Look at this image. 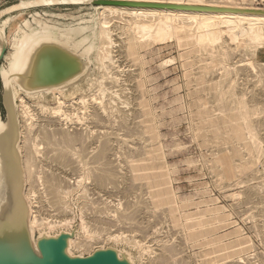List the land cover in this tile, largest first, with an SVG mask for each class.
<instances>
[{"label":"rangeland","instance_id":"1","mask_svg":"<svg viewBox=\"0 0 264 264\" xmlns=\"http://www.w3.org/2000/svg\"><path fill=\"white\" fill-rule=\"evenodd\" d=\"M18 1H23V0H0V8L5 7L6 5H9L11 3L18 2ZM235 1L238 2L236 3L237 5L240 4L239 2L240 0H235ZM99 5H115V6L133 7L132 5H116V4H55V5L36 6V7L22 8V9L20 8V9L13 10L10 13H5L4 15L0 16V32L3 33L4 39L7 42V50L5 51V53H7L8 51L12 49L16 41L17 34L19 32L26 31L31 24H37L39 25L38 27L40 29L49 28V29H52L54 33L57 34L59 37H62V38L66 37V40L69 43H71V40L74 39L75 42H73L71 45H74L77 48H81L82 52H85L84 55L87 57V58L84 57V59L87 60V63L85 65V70L83 71V73L78 78H76L75 80L71 81L69 84H66L64 87H62L61 89L62 91L59 90L61 92L59 94L57 93L58 92L57 89L48 90V91L42 90V91H37L31 94L30 93L27 94L25 91L18 89V87L14 84L13 91L16 90L14 93L15 114L17 113L16 117L18 119V122L20 119V122L18 123V125L20 126V127L18 126L20 141L18 140V143L21 142L20 144L23 146V142H22L23 140L21 139L25 135L24 133L25 129L23 125L21 126V124L25 122L24 120H26L25 124L26 125L28 124L27 126H29L31 130L33 129L31 131L33 135L32 134L31 135L33 137L34 135L35 136L37 135V132H35L36 131L35 128H38L37 123L38 122L41 123V120L44 119L43 115L46 114V113L44 114L43 112L41 113L40 111L38 112V108L44 106L41 104L44 103L45 107H48V110L55 109L56 107L58 108L57 110L62 108L58 111L60 112L62 110L60 112L62 114H59V116L62 117V121L59 120V122L63 124V125L60 124L61 126L65 125L63 127V129L65 130L69 129L68 131H71L72 127L74 125L76 126L79 123L78 124L79 128L73 127L74 130L72 131L73 132L76 131L77 128L80 129V126H81L82 128L80 130L83 129V132L85 133L84 137H86L87 134L85 131L89 129L91 132L88 135L92 139L94 136H95L94 139L96 137L98 138V135H100V132L102 130L104 129L106 131L109 130V135L111 136V140L113 137H114L113 141L115 140L114 142L112 141L113 143L112 147L113 149L114 148L118 149V150L117 149L113 150L114 153H116L114 154V156L116 155L114 159L119 158L118 161L116 159L115 161L112 162V164L114 163L113 165L115 167L117 165L118 166L117 168L118 169L120 168L119 170L116 169V173H118L119 176L125 175L128 178L129 182L132 181L131 183H133L132 185H130L131 183L128 184L127 183L128 180L126 178L121 179V177H119V179H117V181L114 182V184L118 183L121 186H119L118 184H116V186L112 185L113 186L112 188L116 187L114 188L115 189L114 191H110V193L108 190L101 191L104 196L102 195L100 191H98L100 193H96V191L94 193L95 188L92 182L93 180L91 179L92 177L91 175L89 176V174H91L92 170H95V169H91L92 168L91 166H95L97 163L94 161V159L91 158V153L89 154L91 147H89L88 144H85L86 140L85 141L83 140L84 137L81 140V142L84 141L82 142L83 144L81 142L78 144L75 143L73 145L75 147H72L71 149L73 150L74 148H76L77 150H80L81 148H79L78 146L83 147V145L85 144L84 146H87V148H90L88 149L89 150L88 151L87 148L84 147V150L86 148L85 151L86 152L88 151L87 154L90 156L92 162H90L91 160L89 156L86 155V153L84 154L87 157H85V155L81 156L79 155L80 154L79 151L77 152L76 149H74L73 151H71L73 153L72 157H71V153L68 157V160H67L68 163L64 162L66 166L62 165L64 167L63 168L61 166L62 163L60 164L58 163L56 165V162L54 161V165H51L53 161L50 160L51 164H49L50 162L48 163L49 160L47 159L46 161L48 165H46L47 163L44 162L45 159L44 160L42 159L43 156L47 153L46 152L47 150L45 149V146H44L45 143L40 139V137L37 136V139L35 137L36 139L35 142H37L36 144L39 150L41 149L39 151L38 156L41 157L42 154L44 155L41 157L42 160L40 159V157H38L40 159L38 161V158H37V161H36L37 163H35L37 165L36 168L34 167L35 165L33 167L31 166V168L33 169H38L34 171L37 176V178L35 177L36 180L37 179L39 180L40 179L39 177L43 175L44 173L46 174L50 172L49 170L48 172H45V170L49 168L50 170H53V169L55 170V168L59 170L62 169V172H64L63 174L61 171L57 169L56 170L59 171L57 172L58 174L60 175L62 174L63 177L65 176V178L67 177L68 186L65 185L66 186L65 187L64 183H63V186H64V189L68 188V192L64 194L65 195L64 197H62L63 201L66 202L65 203V205H67L66 208L62 205L59 206V209H61L62 211L61 210L56 211L55 215L51 214V212L52 213L54 212L49 210V205H47L48 202H46L45 199L44 200L42 199V202H40V203H43L44 207L41 206L40 207L41 209L37 208V211H36L35 209L36 202L39 200L38 199L39 196H36V194L39 191L38 186H41V184L44 186L45 183H44V180H42L44 184L41 182V180L40 181L37 180V182L36 180H34L35 184L32 183L33 178H31L32 180L30 179V177L32 176H30L31 173L29 172H32L33 169L27 172L28 170L26 169V166L24 165L25 158H23L24 157L23 155L24 147L22 148V146H20V144L17 143V147L20 152V157L22 156L21 164L23 167L24 187H25L23 192L25 193L24 195H26L25 198H26V201L28 202L27 204H29L32 207L31 212L29 214L30 219H32L34 215L36 214L35 216H37V218L40 217L39 218L40 221L41 220L45 221V222L41 221V224H40L39 219H37L35 221L36 223L34 224L33 231L35 232V234L41 233L43 231L53 234L61 229L70 230L76 227L77 233L73 238L74 239L77 238L79 241L81 240L80 241L81 243H85V244H81V246H76L75 243L72 244L70 250L73 254H83L84 255V254L91 252L94 248L111 246L121 251L128 252L134 264H169V263L170 264L171 263L172 264H183V263H186V264H264V169H263L264 168V164H263L264 163V153H263V156L261 154V156L255 161L251 169H248V172H245V173L241 171L239 172V170L237 169V165L234 163L238 164L239 162L245 160L246 157L248 158V154L243 149V146L241 144H237V143H241L242 140L234 139V138L231 139L229 137H225L226 133H228L226 131L227 129L226 127L228 125H226L225 122L215 123L214 125L212 124L210 125V122H208V120L206 122V120L204 121L202 119L204 122L203 124L201 117L197 118L200 115H196L194 113L198 108L201 107V109L204 108L208 113V114L206 113L205 116L206 115L207 117L211 116L216 120V118L222 116L221 109H223L225 104L227 105L229 109V107L231 106V103L235 104V102H232V100L234 101V98L236 100L238 96L241 97L242 95L243 99L245 97L246 100L245 99L244 100L247 101L248 104H250V107L248 106V108L252 110L251 111L252 114L250 117L251 118L250 123L254 124L251 126V128L253 129V133L255 132L256 136L258 135L260 139L257 137L258 138L257 140L262 144V147L264 148V145H263L264 144V85H263L264 84V45L262 47L257 48L254 54L253 48L248 45L247 40H245V37L240 36L239 39L236 41H233V42L227 41L225 43L226 46L223 45L224 49H221L220 51H218L217 47L216 48L211 47L210 52L208 50H203V49L193 51L191 50L192 49L191 45H187L186 43H184V39H180V41L182 42L181 43V42H178L175 36H172L171 38H168V39L166 38L162 42H155L152 45H148V47L147 46L141 47V45H138L135 50L136 52L133 53V50H130V49L126 50V48L124 47V43L123 42L121 43V40H123V37H122V34H120L119 32V27L117 26H115V28L113 27L115 22H113L114 24L112 23L111 24L112 26L109 27L105 25L106 23L107 25L111 23L110 21L105 22L102 19L98 18L96 6H99ZM252 5L255 6L254 3ZM145 7H150V6H145ZM255 7L259 9L260 8L263 9L264 2L262 4H258ZM115 21L117 24V20ZM103 23L105 25H103ZM100 30H101V33H100ZM104 30L105 32H103ZM109 30H111L112 32ZM107 33L109 34L111 33L112 37L107 36L108 35ZM99 34H100V38L102 37L101 40L99 38ZM113 37L117 39L115 40ZM99 42L101 44H99ZM107 42H109L110 45H108ZM112 44L114 45L112 46ZM251 48L253 52L251 51ZM98 49H102L105 56L102 53V51ZM106 52H108L107 54L110 55V57L112 54V57L115 60L113 62H110L111 64L107 60L109 56L108 57L106 56L107 55ZM136 56H137V59H136ZM102 57L105 58V61L107 60V62L105 63L106 65L108 64L109 66H106V67L103 66L104 59L102 60ZM100 58L102 61L100 60ZM1 63L2 65H6V63L4 62V59L1 61ZM241 63H244V64H241ZM100 65H102L101 67L104 69V72L102 68L99 67ZM111 65H112V68L110 67ZM223 66L225 67L223 68ZM227 66L229 67V69ZM230 68H231V71H230ZM233 68L235 71L233 70ZM227 69L229 70L230 73L228 71L227 72L224 71ZM105 71L107 72V74ZM109 71H112V72L108 74ZM236 71L237 73H235ZM187 72L189 73L187 74ZM108 75H111V76L108 77ZM113 76L116 77L117 79V81H114V83L113 81H111L112 80L111 78ZM199 76L203 79L205 78L204 83L202 84L199 82L197 83L198 79L200 78ZM234 76L237 78H235ZM232 77L235 78L236 82L235 81L231 82ZM227 78L228 79L230 78V79L228 80ZM139 79L142 80L143 83L141 82L140 83L141 85L144 84L143 87H141V85L139 84V81H136ZM223 82H226V83L223 84ZM192 84H197V85L194 86ZM198 84L200 86L199 92L194 95L193 94L190 95L189 91L193 90L194 87L195 88L198 87ZM228 84H231V88H234L232 89V92L227 91L228 87L226 88V86ZM233 84H235L237 87ZM214 85L216 87L219 85L218 87L220 88L218 87H217L218 89L214 88ZM143 89L145 90L144 97L143 95H141V93H143L141 91H144ZM122 94H124V97ZM118 95H120L123 98L126 97L125 99H127L128 101V105H127V102L124 103L126 105L122 103L123 106L127 110L125 108L123 109L121 108V109L125 111V113L127 114V117L131 119V121L127 120L128 121L127 125H130L129 128L127 125H125L127 128L125 127L124 129V125L122 126V124H118L120 123V120L119 122L117 121V123L116 121L112 120L113 123L111 121L109 124V125H112V127L111 126L109 127V125H107L106 127L105 123L96 124V122L95 123L92 122L94 120L90 118L92 115L90 113L91 112L90 110H92V108L89 107L91 106L90 104L92 105L97 104L98 100L96 98L99 97L98 99L101 98L99 100L100 103L104 102L103 104L107 105L108 103L106 104V102L110 100V102L112 101L114 102L108 104L107 107L109 105L114 106L115 102L117 105V102L121 103L120 99H123L121 97H119L120 98L119 99ZM219 95H222V96H219ZM19 96H22L21 98H23L24 100H22ZM91 96H94V97L96 96V98L94 99V97H92L93 100L89 99V97L91 98ZM57 98L60 99L61 103L60 101H58ZM82 98L83 100L85 99L86 103L89 102L88 103L89 105L85 104ZM116 98L118 100H116ZM143 98H145V100L148 103L147 108H149L150 109L149 111L151 112L149 114H147L146 107L141 105V101H145ZM1 99H2V84H1V79H0V118L5 119L6 112L1 104ZM78 99L79 100L81 99L80 101L87 107L84 108L82 106L83 104L77 101ZM102 99H104V101ZM75 100L77 101L76 102L77 104L75 103ZM94 100H96V103H94L95 102ZM194 101L200 102L199 103L200 105L194 106L192 104ZM225 101L227 102L225 103ZM23 102L26 105H28V107ZM62 102L65 105L62 104ZM31 104L33 105L30 106ZM38 104H40L41 106L40 105L38 106ZM61 104L64 106H62ZM73 104H76V105L74 106ZM233 104L231 107H233ZM71 105L74 106V108L76 109H73ZM116 105L112 108L110 106L109 107L112 110L116 109L115 107L117 106L123 107V106H120V104H118L117 106ZM29 107L32 110L27 112L29 110L28 109ZM65 107H69V110L68 108H65ZM77 107L78 108L80 107V108L78 109ZM81 107H83L84 110H82L83 108L81 109ZM227 107H225L226 110H227ZM33 109L35 110L33 111ZM66 109L68 113L67 111L65 112ZM201 109H198V110H201ZM116 110L114 111L116 112ZM86 112H87V115H86ZM68 114L70 115L68 116ZM40 115H42L43 117H41ZM65 115H67L66 118L64 117ZM84 116H87L85 118H87L88 120L90 118L91 120L88 121L86 119L85 121ZM88 116L90 117L88 118ZM60 117L59 119H61ZM67 117L70 118L71 121H68ZM63 118L65 119L67 123L64 121ZM117 118L118 117H116L115 119L117 120ZM151 118H152L151 122L154 124V126L156 125L155 129L158 132V138L157 139L154 138L155 140L154 139L152 140V138H150L149 132L147 133V131H144L139 126L140 125L139 123H143V121L139 122L140 119H143L147 121L148 123H150L148 119H151ZM87 121L89 122V124L86 123L85 125V122ZM133 121L139 124V125L135 124L134 129H133V125H134ZM252 121H254V123ZM131 122H132V126L130 124ZM200 122L202 123V126ZM136 125L139 127H137ZM49 126L53 127L54 122L52 123V125L49 124ZM66 126L67 128H65ZM21 128L23 131L21 130ZM140 129L141 131H139ZM214 130L215 131L217 130L216 131L217 133ZM213 132L219 135H223V139H220V138L213 139V135H215V133ZM142 134H143V137H142ZM88 135L87 137H89ZM206 135L208 139H205L204 136ZM87 137L85 139H87V142L88 140L90 142L91 139ZM142 139L144 141L146 139L148 140H146L144 143ZM254 139H256V137ZM139 142L141 143V145H137V143ZM151 142H154L156 146L159 145V148L161 147L162 149L161 152L163 155L162 158L164 160V163L166 162L165 168L167 169V172H168L167 173L168 180H167L166 185L167 186L169 185L168 187L171 190H173L174 204L178 206V207L176 206V210L173 211V214H170L167 203H160L156 208L153 207L152 204H150V200L148 199V190H146V187L143 186L142 179H140L142 182H140L139 179H136V183H134L135 180L133 181V179L129 177L130 176V173L128 172L130 171L128 170L129 165H130L129 163L132 160L133 161L131 163L133 162L136 163V161H134L136 159H137V162H140L141 160L140 158L144 156L143 149L146 148L145 144L151 143ZM118 144L121 147L118 146ZM127 144H129L128 147L130 149L126 147ZM235 144H237V146ZM133 145L135 146V149ZM214 145H217V146H214ZM138 146L140 147L143 146L144 148L142 147L140 148ZM235 146L236 147L239 146L240 149L238 147L237 151H235L236 150ZM138 148H140V153H139ZM124 149H127V150H124ZM137 149H138V152H137ZM219 150L220 152L223 151V155H226V154L228 155L229 158L228 159L226 158V161L228 162H225V160H223V162L225 163L221 164V162L216 161L217 156L220 153ZM238 150L239 151L241 150V151L238 152ZM242 150L245 152H243ZM134 151L137 153L135 154ZM40 152H43V153H41L40 155ZM217 152H218V155H217ZM119 153H120V156H119ZM242 153H243V156H242ZM82 158L85 163L81 161ZM41 161L44 162L45 165ZM83 163L86 164V167L90 166L89 163H91V166H90L91 168L89 167V169L91 170L89 171L88 168L86 169ZM120 163L122 164L121 166H120ZM39 164H41L42 166L41 165L38 166ZM234 165L236 166L234 168L235 171L237 170L239 173L237 171L236 172L234 171L235 173L232 172L231 168H233ZM59 166H61L62 168L61 167L58 168ZM97 166H100V164L98 163ZM122 166L124 169L122 168ZM41 167L42 168L44 167V168L41 170ZM84 168L88 171H86ZM125 168L127 170H125ZM120 170L122 173L120 172ZM37 171L40 173H38ZM242 171H245V170H242ZM34 172H32L33 174L31 175L34 176L35 175ZM65 172H66V175H65ZM88 172L90 173L88 174ZM39 174L40 176H38ZM7 175L10 178L9 173ZM86 177L88 178L87 180H86ZM27 178H29V180H31L32 182L28 181ZM41 179H42V176H41ZM27 182L30 184H28ZM134 184H136V186H134ZM27 185L31 187L29 188L27 187ZM128 185L132 187H129ZM43 186H42V189L40 190H43V188L44 190H46V186L45 187ZM35 188L38 191H36ZM92 188H93V191H92ZM28 189H31L32 192L31 190H28ZM130 189H131V192L133 191L132 192L133 195L130 192ZM140 189L142 190L140 191ZM123 190H126V191H123ZM28 191L31 196L28 195L29 194ZM34 192L36 193L33 194ZM104 192L106 193V195ZM125 193L126 195H124ZM95 194L97 195L101 194V196H103L102 197L103 199L101 198V196H98L97 198ZM118 194L119 196L116 197ZM37 195H39V193ZM139 195L141 196L139 197ZM32 196H33V199L31 198ZM107 196L110 198V200L106 199ZM36 198H37V201L35 200ZM101 199L105 203L109 201L108 202L109 206L107 205V203L106 205L104 202L102 203ZM31 201H34V202H31ZM127 201L129 202L127 203ZM118 202L119 203L121 202V203L119 204ZM37 204L39 205L38 202ZM139 205L141 206L142 210L140 209ZM145 205L147 207H145ZM127 206L129 209L127 208ZM136 206H138L139 210ZM213 206L214 207L219 206L220 212H222V214L224 215V218L221 224L223 226H221V228H219L215 233L216 235L222 236L221 243L223 246L221 247H216L214 245L215 243L213 244L210 240L206 241L203 244H200L199 240L201 237H199L198 240L196 241L192 239L190 240L188 237V230H189L188 228H190L188 225L190 223H193L192 220H194V218L198 214L197 212L199 210L201 211L202 209H205L206 207L208 208V207H213ZM98 207L99 208L102 207V209L107 210L111 215H114V219L115 218L117 219V216L115 217V215H118L119 219L117 220L115 219L114 220V222L116 221L115 223L113 221L108 222L106 220V222L104 223L107 224L109 227L106 226L103 223L104 220H101L96 217L98 214L97 210H99ZM135 207H136V210H134ZM46 208L48 209V211ZM118 209H120V211L121 209H123L124 211L122 210L123 212L121 211L119 215L120 211H118ZM115 210H117L116 211L117 214L116 212H114ZM33 211H36V213ZM93 211L95 213L94 215H93ZM63 212L65 213V217H69L68 220L70 219L69 222L68 220L66 221L67 225H66V222H64V220L63 222L61 221L62 218L64 217ZM66 212L67 213L69 212V214H67ZM125 213L126 215H124ZM127 213L129 214L127 215ZM189 213L190 214L196 213V215L191 214L190 217L184 216ZM70 215H72V217ZM171 215H174V216H171ZM80 216L82 217V219ZM90 217L91 219H89ZM83 218H85L90 229L86 227L87 224L85 228L82 227V225L80 224L82 223L81 220L83 221ZM120 218L122 219L123 222L120 220ZM124 218L125 219L127 218V219L125 220ZM132 218H133V221H132ZM174 218L178 222H176ZM33 219L35 220V218ZM48 219L49 220L51 219L50 221L54 219L55 222H53L54 221L53 220L52 222L49 221L48 223L47 222ZM57 219H59L60 222H58L59 220ZM71 219L73 221H71ZM95 221L97 222L95 223ZM186 221L188 222V224ZM100 223L102 224L100 225ZM147 223H150L152 226L154 225L153 228L151 225ZM149 226H151V228ZM155 228H156V231H153L155 230ZM95 229L97 230L95 231ZM92 233H95L94 234L95 236L92 235ZM89 234L90 236L91 235L92 236L90 237ZM76 240L74 241L76 242ZM166 245H168L170 249H168L169 247H167ZM163 246H164V250H166L165 248H167L166 251L163 250ZM182 259L184 262H182Z\"/></svg>","mask_w":264,"mask_h":264},{"label":"bare ground","instance_id":"2","mask_svg":"<svg viewBox=\"0 0 264 264\" xmlns=\"http://www.w3.org/2000/svg\"><path fill=\"white\" fill-rule=\"evenodd\" d=\"M92 0H23V1H19L18 3H15V4H12L11 6H9L8 8H6L5 9V11H8V10H13V9H16V8H18V7H24V8H27V7H36V6H47V5H55V4H64V3H72V4H80V3H83V2H91ZM130 1H144V2H158V3H174V4H183V5H199V6H211V7H223V8H228V9H225V10H205V9H194V8H165V7H145V6H134V5H132L133 7H124V6H115V5H99V6H96V9H97V13H98V18L99 19H102L103 21H105V22H107V21H110L111 23H109L108 25H107V23H106V25L103 23V25H105V26H112L111 24L113 23V22H115V24L113 25V27L115 28V26H117V27H119V32H120V34H122V37H123V40H121V43L123 42L124 43V47L126 48V50H128V49H130V50H133V53L134 52H136L135 50H136V48H137V46L138 45H141V47L143 46V47H145V46H147L148 47V45H152L153 43H155V42H162L163 40H165L166 38L168 39V38H171L172 36H175L176 38H177V40H178V42H181L180 41V39H184V43H186L187 45H191L192 46V49L191 50H208L209 52L211 51V47H214V48H218V51H220L221 49H224L223 47V45H225L226 46V42L227 41H236V40H238L239 39V37L240 36H243V37H245V40H247V43H248V45L250 46V47H252L253 48V50H254V52L252 51V48H251V51L255 54V50L257 49V48H259V47H262L263 45H264V12L263 11H260V12H248L247 10L248 9H252V10H257V9H259V8H256L255 6H253L252 4H253V1L252 0H240L239 2H240V4L239 5H237L236 3H238V2H236L235 0H130ZM247 4V5H246ZM117 5V4H116ZM261 9V8H260ZM264 9V8H263ZM117 20V24H116V21L115 20ZM114 20V21H113ZM120 20H122V21H120ZM100 21V20H99ZM118 23H120V24H118ZM102 25V24H101ZM102 27V26H101ZM103 28V27H102ZM101 30H103V29H101ZM101 30H100V33H101ZM111 30H112V28H111ZM111 30H109V31H111ZM103 32H105V30L103 31ZM112 32V31H111ZM108 35L107 36H109V37H112V34L110 33H107ZM111 35V36H110ZM105 36H106V34H105ZM104 36V37H105ZM68 37V36H67ZM65 38V39H64ZM64 38H62V37H59L57 34H55L52 30H49V29H40L38 26H36V25H33V26H31L30 28H29V30L27 31V32H21L19 35H18V37H17V41H16V43H15V45H14V47H13V49L9 52V53H7V54H4V62L6 63V65H2L1 66V68H0V74H1V76H2V79H3V81H4V83H5V86H6V91H5V103H6V105H7V107H8V116H9V119H13V108H12V101H13V93H15V91L13 92V88H14V84H16V85H18V87H19V89L20 90H23V91H25L27 94L28 93H34V92H37V91H42V90H55V89H57L58 90V94L59 93H61L60 91H62L61 89H62V85H59V86H52V87H49V88H44V89H37V90H30V88H27V87H25V85L23 84V82L24 81H22L23 80V78H22V80H21V82H18L17 81V77H18V75H20L21 73L24 75V73L25 72H27L28 70H29V65H30V63H31V60H32V54H33V52H34V50H36V48L38 47V45L40 44V43H45V42H49V41H53V40H59V39H63L66 43H69L67 40H66V37H64ZM99 38H100V34H99ZM102 38V37H101ZM101 38H100V40H101ZM107 38V37H106ZM114 38V37H113ZM4 39V36H3V33H1L0 32V40H3ZM68 39V38H67ZM115 39V38H114ZM117 39V38H116ZM115 39V40H116ZM5 40V39H4ZM113 40V39H112ZM241 40V39H240ZM109 41V40H108ZM112 42H114V41H112ZM112 42H110V43H112ZM108 43V45H110L109 44V42H107ZM116 43V42H115ZM182 43V42H181ZM246 43V44H247ZM99 44H101L100 42H99ZM114 44H112V46H113ZM180 45V44H179ZM186 45V46H187ZM115 46H116V44H115ZM182 46H183V44H182ZM230 46V45H229ZM245 46V45H244ZM248 46V47H249ZM104 47V46H103ZM110 47V46H109ZM121 47V46H120ZM231 47V46H230ZM100 48V47H99ZM112 48V47H111ZM237 48V47H236ZM98 50H100V51H102V49H98ZM103 50H104V48H103ZM109 50H111V49H109ZM189 50V49H188ZM187 50V51H188ZM231 50V49H230ZM230 50H228V51H230ZM105 51H106V49H105ZM108 51V50H107ZM213 51H214V49H213ZM233 51V50H232ZM109 52V51H108ZM108 52H106V54L108 53ZM183 52V51H182ZM181 52V53H182ZM198 52V51H197ZM204 52V51H203ZM207 52V51H206ZM216 52V51H215ZM214 52V53H215ZM102 53H103V51H102ZM110 53H111V51H110ZM190 53H192V52H190ZM227 53V52H226ZM100 54H101V52H100ZM104 54V53H103ZM103 54H102V56H103ZM228 54V53H227ZM227 54H226V56H227ZM230 54V53H229ZM187 55V54H186ZM100 56V55H99ZM104 56H105V54H104ZM107 57H108V61H109V63L110 62H113V61H115L114 59H113V57H112V54H111V57H110V55H106ZM114 56V55H113ZM225 56V57H226ZM230 56V55H229ZM106 57V58H107ZM210 57V56H209ZM232 57V56H231ZM104 59V63L105 62H107V60L105 61V58L104 57H102V60ZM136 59H137V56H136ZM100 60H101V58H100ZM101 60V61H102ZM171 60V59H170ZM172 61V60H171ZM206 61V60H205ZM207 61H209V60H207ZM191 62V61H190ZM253 62V61H252ZM103 63V62H102ZM104 63H103V66L104 67H106V66H109L108 64L106 65V63H105V65H104ZM137 63V62H136ZM183 63V62H182ZM100 64V63H99ZM111 64V63H110ZM114 64V63H113ZM221 64V63H220ZM241 64H244V63H241ZM164 65V64H163ZM257 65V64H256ZM102 65H100L99 67H101ZM200 66V65H199ZM249 66V65H248ZM111 68H112V65L110 66ZM184 67V66H183ZM198 67V66H197ZM216 67V66H215ZM225 66H223V68H224ZM228 67V66H227ZM254 67V66H253ZM102 68V67H101ZM110 68V69H111ZM255 68V67H254ZM260 68V67H259ZM100 69V68H99ZM203 69H205V68H203ZM228 69H229V67H228ZM224 70L225 72H229V70ZM256 69H258V68H256ZM102 70H103V72H104V69L102 68ZM106 70H107V68H106ZM196 70V69H195ZM198 70V69H197ZM233 70H234V68H233ZM232 70V71H233ZM250 70V69H249ZM209 71V70H208ZM214 71V70H213ZM212 71V72H213ZM223 71V70H222ZM230 71H231V68H230ZM235 71V70H234ZM258 71V70H257ZM106 72V71H105ZM110 72H112V71H109L108 72V74L110 73ZM198 72V71H197ZM189 72H187V74H188ZM190 73H191V71H190ZM193 73H194V71H193ZM230 73V72H229ZM232 73V72H231ZM235 73H237V71L235 72ZM260 73V72H259ZM106 74H107V72H106ZM213 74V73H212ZM258 74V73H257ZM103 75H104V73H103ZM185 75V74H184ZM205 75V74H204ZM222 75V74H221ZM224 75V74H223ZM111 75H108V77H110ZM114 76H115V74H114ZM112 77L111 79V81H113V83H114V81H117V79H116V77ZM196 76V75H195ZM200 77V76H199ZM220 77V76H219ZM235 77V76H234ZM207 78V77H206ZM225 78V77H224ZM231 78V77H230ZM229 78V79H230ZM235 78H237V77H235ZM235 78H233L232 77V79H231V82L232 81H235ZM195 79V78H194ZM201 79V80H200ZM205 79V78H204ZM204 79L203 78H199L198 79V81H197V83L199 82V83H204L205 81H204ZM228 79V78H227ZM228 79V80H229ZM260 79V78H259ZM207 80V79H206ZM208 80H210V79H208ZM227 80V81H228ZM136 81H139V84L141 85V83H143L142 82V80L141 79H139V80H136ZM190 81V80H189ZM194 81V80H193ZM223 81H225V80H223ZM261 81V80H260ZM141 82V83H140ZM214 82V81H213ZM236 82V81H235ZM234 82V83H235ZM238 82V81H237ZM254 82H256V81H254ZM224 83H226V82H223V84ZM228 83V82H227ZM243 83V82H242ZM138 84V83H137ZM138 84V85H139ZM238 84V83H237ZM139 85V86H140ZM143 85L144 84H142L141 85V87H143ZM192 85H194V86H196L197 84H192ZM233 85H235V84H233ZM243 85V84H242ZM261 85V84H260ZM264 85V84H263ZM193 86V87H194ZM202 86V85H201ZM213 86V85H212ZM219 86V85H218ZM217 86V87H218ZM236 86V85H235ZM247 86V85H246ZM140 87V88H141ZM215 85H214V88H217ZM228 87V92H232V89H234V88H231V84H228L227 86H226V88ZM233 87V86H232ZM237 87V86H236ZM140 88H138V89H140ZM210 88H212V87H210ZM213 88V89H214ZM218 88H220V87H218ZM217 88V89H218ZM64 89V88H63ZM142 89V88H141ZM191 89V88H190ZM216 89V90H217ZM12 90V91H11ZM60 90V91H59ZM144 90V89H143ZM199 90H200V86H199V84H198V87H194V89L193 90H190L189 91V94L190 95H194V94H196V93H198L199 92ZM141 91V90H140ZM224 91V90H223ZM234 91V90H233ZM141 92H143V93H141ZM140 93H141V95H143V97H144V92H145V90L144 91H141ZM195 92V93H194ZM244 92V91H243ZM54 93V92H53ZM57 93H55V94H57ZM64 93V92H63ZM41 94V93H40ZM17 95V94H16ZM23 95V94H22ZM39 95V94H38ZM61 95H63V94H61ZM123 95V97H124V94H122ZM30 96H32V95H30ZM219 96H222V95H219ZM17 97V96H16ZM20 98L22 97V96H19ZM57 97H59V96H57ZM92 97H94V96H91V98L89 97V99H92ZM119 97H121L120 95H118V98ZM123 97H121V98H123ZM141 97V96H140ZM96 98V96L94 97V99ZM99 98V97H98ZM98 98H96L97 100H98V102H97V104H90L91 106H89V107H91L92 108V110H90L91 112V117L90 116H88V118L90 117L91 119H93L94 121H92V122H96V124L98 123V124H104L105 123V125H106V127H107V125H109L110 124V122L112 121V120H114V121H116V123H117V121L119 122V120H120V123H118V124H122V126L124 125V129H125V125H127L128 123V121L127 120H130L131 121V119H129L128 117H127V114L125 113V111H123L122 109L123 108H125L124 106H123V104L125 103V102H127V105H128V101H127V99H125V98H123V99H120L121 100V103H119V102H117V105L118 104H120V106H123V107H118L117 105H116V102L114 103L117 107H118V109H117V107H115L116 109H110V107L112 108V107H114V106H108L107 107V105L108 104H110V103H112V102H114V101H112V102H110V100L109 101H105L106 102V104L107 105H105V104H103V103H100L99 102V100L101 99H98ZM142 98V97H141ZM198 98V97H197ZM15 99V98H14ZM22 100H24L23 98H21ZM58 99V101H60V99L59 98H57ZM87 99H88V97H87ZM144 100H145V98H143ZM244 99L246 100V98L244 97ZM243 99V97H242V95H241V97H239L238 96V98L235 100V98H234V101L232 100V102H235V104H233V103H231V106H232V104H233V107H231V109H230V107H229V109H228V107H227V105L225 104L227 101H225V105H224V107H223V109H221V112H222V116H220V117H218V118H216V120L213 118V117H207V115L205 116V114L207 113V111L204 109V108H202V109H204V110H202L201 109V107L200 108H198V109H201V110H196L194 113L196 114V115H200L199 117H197V118H200L201 117V120L203 119L204 121L206 120V122H207V120H208V122H210V125L212 124V125H214L215 123H221V122H225L226 123V125H228L226 128V131L228 132V133H226V136L225 137H229V138H234V139H239V140H242V142L241 143H237V144H241L242 146H243V149L247 152V154H248V158L246 157L245 158V156H244V158H245V160H243V161H241V162H239L238 164L237 163H234V164H236L237 165V169L239 170V172L241 171V172H243V173H245V172H248V169H251V167L253 166V164L255 163V161L261 156V154H262V156H263V153H264V148L262 147V144L257 140L259 137H258V135L256 136L255 135V132L253 133V129L251 128V126L252 125H254V124H252V123H250L251 122V114H252V110L250 109V108H248V106L250 107V104H248V102L247 101H245ZM81 100V99H80ZM79 99L77 100V101H79V102H81ZM82 100H83V98H82ZM93 100V99H92ZM103 101H104V99H102ZM116 100H118L117 98H116ZM199 100V99H198ZM76 100H75V103L77 102ZM84 101V103L85 104H88V103H86L85 102V99L83 100ZM87 101V100H86ZM95 101V102H94ZM93 102L94 103H96V100H94ZM231 101V100H230ZM229 102V101H228ZM24 103V102H23ZM60 103H61V101H60ZM91 103V102H90ZM123 103V104H122ZM200 102H197V101H194L192 104L194 105V106H199L200 104H199ZM230 103V102H229ZM247 103V104H246ZM25 104V103H24ZM62 104H64L63 102H62ZM61 104V105H62ZM68 104V103H67ZM72 104V103H71ZM77 104V103H76ZM76 104H73L74 106L76 105ZM81 104H83L82 102H81ZM80 104V105H81ZM202 104V103H201ZM208 104V103H207ZM26 105V104H25ZM33 104H31L30 106H32ZM40 104H38V106H39ZM41 105H44L43 107H40V108H38V112L40 111L41 113L43 112L45 115H43L44 116V119H40L41 120V123H37L38 124V128H35L36 129V131L35 132H37V135L35 136L34 135V137L32 136L33 135V133H31V131L33 130H31V128L29 127V126H27L25 123H26V120H24L25 122L24 123H22L21 124V126L23 125V127H24V129H25V131H24V133H25V135H24V137L21 139V140H23L22 142H23V146L20 144V143H18V141H17V143L18 144H20V146H22V148L24 147V154L23 153H21V154H23L24 155V157L23 158H25L24 159V161H25V166H26V169L28 170L27 172H29V171H31V169H33V168H31V166L33 167L34 165V167L36 168V164L35 163H37L36 161H37V158L38 157H40V156H38L39 155V151L41 150H39V148L37 147V142H35V140L37 139V136L38 137H40V139L46 144H44V146H45V149L47 150L46 152V154L44 155V154H42L41 155V153H43V152H40V155H41V157L43 156V160L45 159V161L44 162H46L47 163V161H46V159L47 160H49L48 161V163L49 164H51V161L50 160H52L53 161V163L51 164V165H54V161L56 162V165L59 163H62L61 164V166L62 165H65L66 166V164H64V162L66 163L67 162V160H68V157H69V155H70V153H71V157H72V152L71 151H73L74 149H76V148H74L73 150L71 149L72 147H75V146H73L75 143L76 144H78V143H80L81 142V140H82V138L84 137V135H85V133L83 132V129L82 130H80L82 127L80 126V129H78L79 127H78V124L75 126H73V127H78L77 128V130L76 131H72V130H74L73 129V127H72V129H71V131H68V130H65V129H63V127L65 126H61V125H63V124H61L60 122H59V120H61L62 121V117H60L59 116V114H62V113H60V112H58L60 109H62V108H60L59 110H57L58 108L56 107L55 109H52V110H48V107H45V104L43 103V104H41ZM40 105V106H41ZM60 105V104H59ZM65 105V104H64ZM64 105H62V106H64ZM89 105V104H88ZM124 105H126V104H124ZM141 105L142 106H145L146 107V111H147V114H149V113H151L149 110V108H147V105H148V103H147V101L145 100V101H141ZM212 105V104H211ZM220 105V104H219ZM27 107H28V105H26ZM67 106V105H66ZM72 106V105H71ZM74 106H72V108L73 109H76V108H74ZM78 106V105H77ZM84 108H86L87 106L86 105H82ZM202 106V105H201ZM229 106V105H228ZM36 107V106H35ZM69 107H70V105H69ZM69 107H65V108H68V110H69ZM83 107H81V109L83 108ZM213 107V106H212ZM220 107V106H219ZM225 107H227V110L225 109ZM34 108V107H33ZM37 108V107H36ZM47 108V109H46ZM64 108V107H63ZM78 108V107H77ZM80 108V107H79ZM78 108V109H79ZM84 108L82 109V110H84ZM122 108V109H121ZM128 108V107H127ZM210 108V107H209ZM29 110L27 111V112H29L30 110H32V109H30V107L28 108ZM126 109V108H125ZM225 109V110H224ZM35 109H33V111H34ZM48 110V111H47ZM71 110V109H70ZM87 110V109H86ZM114 110H116V112L114 111ZM127 110V109H126ZM223 110V111H222ZM36 111H37V109H36ZM63 111H64V109H63ZM67 111V109L65 110V112ZM210 111V110H209ZM257 111V110H256ZM24 112V111H23ZM26 112V111H25ZM65 112H63V113H65ZM83 112V111H82ZM81 112V113H82ZM87 112H89V111H87ZM87 112H86V115H87ZM254 112V111H253ZM34 113V112H33ZM37 113V112H36ZM67 113H68V111H67ZM66 113V114H67ZM127 113H128V111H127ZM17 114V113H16ZM28 114V113H27ZM31 114V113H30ZM40 114V113H39ZM84 114V113H83ZM208 114V113H207ZM26 115V114H25ZM42 115H40L41 117H43ZM70 114H68V116H69ZM204 115V116H203ZM33 116V115H32ZM63 116V115H62ZM66 116L67 115H65L64 117L66 118ZM209 116V115H208ZM28 117V116H27ZM31 117V116H30ZM38 117V116H37ZM59 117L61 118V119H59ZM71 117V116H70ZM85 117H87V116H84V119H85V121H86V119L87 118H85ZM116 117H118L117 118V120L115 119ZM68 118V117H67ZM89 118V120H91ZM194 118V117H193ZM24 119H26V118H24ZM28 119V118H27ZM64 119V118H63ZM18 120V119H17ZM88 120V119H87ZM88 120V121H89ZM151 120H152V118L151 119H148V121H150V123H148L147 121H145V120H143V119H140V121L139 122H141V121H143V123H136L135 121H133L134 122V125H133V129H134V126H135V124H138L139 126H140V128L141 129H143L144 131H147V133L149 132V136H150V138H152V140L155 138V139H157L158 138V132L156 131V129H155V126H154V124L151 122ZM200 120V119H199ZM203 120H202V123L204 124V122H203ZM253 120V119H252ZM64 121H65V119H64ZM68 121H71V119L70 118H68ZM76 121V120H75ZM85 122V125H86V123H88L89 124V122ZM129 121V122H130ZM19 122H20V119H19ZM18 122V123H19ZM50 122H54V126L52 127H50L49 126V124H51L52 125V123H50ZM66 122V121H65ZM79 122V121H78ZM81 122V121H80ZM83 122V121H82ZM91 122V123H92ZM138 122V121H137ZM147 122V123H146ZM253 123H254V121H252ZM63 123V122H62ZM67 123V122H66ZM74 123V122H73ZM76 123V122H75ZM84 123V122H83ZM112 123H113V121H112ZM115 123V122H114ZM202 123L200 122V124H201V126H202ZM31 124H32V122H31ZM34 124V123H33ZM61 124V125H60ZM82 124V123H81ZM131 124V126H132V122L130 123ZM25 125V126H24ZM70 125V124H69ZM84 125V124H83ZM84 125V126H85ZM95 125V124H94ZM104 125V126H105ZM114 125V124H113ZM19 126V125H18ZM34 126V125H33ZM98 126H100V125H98ZM112 127V125H109V127ZM128 126V128H129V126L130 125H127ZM137 126V125H136ZM139 126H137V127H139ZM200 126V127H201ZM218 126V125H217ZM5 126H4V122L1 120V118H0V132H2L3 130V132L0 134V204L2 203V201H3V199H2V195L3 194H5V192L9 195H12L13 194V196H14V194H16V193H21L22 195H23V197H24V200H25V204L27 205V207H28V213L30 214V212H31V206L29 205V204H27L28 202L26 201V198H25V196L26 195H24L25 193L23 192L24 191V176L21 174V172L22 171H20V168H18L17 167V160L14 158V154H15V152H14V149H13V145H14V139H13V135H12V132H11V129H10V127L7 129V126L5 127V129H3ZM20 127V126H19ZM22 127V128H23ZM97 127V126H96ZM105 127V128H106ZM119 127H120V125H119ZM204 127V126H203ZM208 127V126H207ZM22 128H21V130H22ZM33 128V127H32ZM65 128H67V126L65 127ZM86 128H88V127H86ZM85 128V129H86ZM92 128V127H91ZM95 128V127H94ZM93 128V129H94ZM99 128V127H98ZM127 128V127H126ZM132 128V127H131ZM136 128V127H135ZM202 128V127H201ZM205 128V127H204ZM203 128V129H204ZM211 128H213V127H211ZM85 129H84V131H85ZM103 129V128H102ZM110 129V128H109ZM137 129V128H136ZM141 129L139 130V131H141ZM219 129V128H218ZM257 129V128H256ZM197 130V129H196ZM23 131V130H22ZM22 131H21V133H22ZM98 131V130H97ZM127 131V130H126ZM144 131H143V133H144ZM212 131V130H211ZM215 131V130H214ZM217 131V130H216ZM215 131V132H216ZM34 132V133H35ZM86 132V134L88 135L91 131L89 130V129H87V131H85ZM88 132V133H87ZM136 132V131H135ZM215 132H213V133H215ZM23 133V134H24ZM93 133V132H92ZM201 133V132H200ZM205 133V132H204ZM217 133V132H216ZM215 133V135H213V139L214 138H220V139H223V135H219V134H216ZM219 133V132H218ZM32 134V135H31ZM94 134V133H93ZM110 134H111V132H110ZM138 134V133H137ZM206 134V133H205ZM254 134V135H253ZM259 134V133H258ZM87 135H86V137H87ZM98 135V134H97ZM116 135V134H115ZM114 135V136H115ZM140 135V134H139ZM89 136V135H88ZM117 136V135H116ZM138 136V135H137ZM148 136V137H149ZM254 136V137H253ZM35 137H36V139H35ZM86 137H84V141L86 140V142H85V144H88V146L89 147H91V150L89 151L88 149H90V148H87V146H84L83 145V147H80V146H78L79 148H81L80 150H77L76 149V151L78 152L79 151V153H77V154H79V155H85L84 153H86V155L87 156H89L87 153H88V151H89V154L91 153V158L92 159H94V161L98 164H100V166H97V164L95 165V166H91V163H89L90 164V166L92 167H90V166H87L86 167V164H84L85 162L83 161V158H82V160L81 161H83L84 163H83V165H85V168L87 169H89V167L91 168V169H95V170H92L91 171V174H89L90 172H88V174H89V176L91 175V179L93 180L92 182H93V185H94V188H95V190H94V193H95V191H96V193H100L101 191H109V193H110V191H114L115 189L114 188H116V187H114V188H112L114 185L116 186V184H118V183H116V184H114V182H116L117 181V179H119V177H121V179L122 178H126L127 180H128V178L124 175V173H123V175L124 176H119L118 175V173H116V169H118L117 167V163L115 164L116 165V167L112 164V162L113 161H115L116 159H114V157L116 156H114V154H116V153H114V149H113V143H112V141H113V138H112V140H111V136L109 135V130H102L101 132H100V135H98V138L96 137L95 139H94V137H93V139L92 138H90V136L89 137H87V138H89V139H91L90 140V142H89V140H88V142H87V139H85ZM92 137V136H91ZM142 137H143V134H142ZM147 137V138H148ZM205 137V139H208V137H207V135L206 136H204ZM207 137V138H206ZM212 137V136H211ZM256 137V139H254ZM258 137V138H257ZM20 138V137H19ZM137 138V137H136ZM149 139V138H148ZM148 139H146V140H148ZM154 139V140H155ZM260 139V138H259ZM262 139V138H261ZM117 140V139H116ZM127 140V139H126ZM143 140V139H142ZM145 140V141H146ZM20 141V140H19ZM79 141V142H78ZM84 141H82V142H84ZM115 141V140H114ZM113 141V142H114ZM141 141V140H140ZM144 141V140H143ZM145 141H144V143H145ZM217 141V140H216ZM222 141V140H221ZM238 141V140H237ZM261 141V140H260ZM81 142V143H82ZM126 142V141H125ZM134 142V141H133ZM150 142V141H149ZM262 142V141H261ZM121 143V142H120ZM140 143V142H139ZM139 143H137V145H141V143L139 144ZM143 143V144H144ZM218 143V142H217ZM263 143V142H262ZM83 144V143H82ZM81 144V145H82ZM90 144V145H89ZM205 144V143H204ZM237 144H235L236 146H237ZM80 145V144H79ZM116 145V144H115ZM123 145V144H122ZM128 145L129 144H127V146L126 147H128ZM210 145V144H209ZM230 145V144H229ZM264 145V144H263ZM47 146V147H46ZM118 146H120L119 144H118ZM134 146V145H133ZM132 146V147H133ZM145 146H146V148L145 149H143L144 151H143V157L142 158H140L141 160H140V162H137V159L136 160H134V161H136V163H129L130 165H129V168H128V170H130V171H128L129 173H130V176L129 177H131L132 179H133V181L135 180V182L134 183H136V179H142V181H143V186H145L146 187V190H148V199L150 200V204H152V206L153 207H157L160 203H167L168 204V210H169V212H170V214H173V211L174 210H176V206L177 205H175L174 204V199H173V197H174V195H173V190H171L166 184H167V180H168V177H167V169L165 168L166 167V162L164 163V160H163V155H162V149H161V147L159 148V145L158 146H156V144L154 143V142H151V143H146L145 144ZM161 146V145H160ZM214 146H217V145H214ZM233 146V145H232ZM235 146V147H236ZM240 146V145H239ZM238 146V147H239ZM84 147H86L87 148V152L85 151L86 150V148H85V150H84ZM115 147V146H114ZM121 147V146H120ZM120 147H118V148H120ZM130 147H131V145H130ZM138 147H140V146H138ZM142 148H144L143 146H141ZM140 147V148H141ZM238 147H236V150L235 151H237V148ZM19 148H21V147H19ZM129 148V147H128ZM136 148H137V146H136ZM140 148H138L139 149V153H140ZM223 148V147H222ZM117 149V148H116ZM115 149V150H116ZM130 149V148H129ZM134 149H135V146H134ZM138 149H137V152H138ZM160 149V150H159ZM235 149V148H234ZM239 149H240V147H239ZM17 150H18V152H19V149H18V147H17ZM21 150V149H20ZM118 150V149H117ZM123 150V149H122ZM121 150V151H122ZM124 150H127V149H124ZM213 150H214V148H213ZM217 150V149H216ZM220 150H222V149H220ZM220 150H219V152H220ZM119 151H120V149H119ZM141 151H142V149H141ZM241 151V150H240ZM239 150H238V152H240ZM243 151V150H242ZM245 151H243V152H245ZM45 152V151H44ZM124 152V151H123ZM128 152V151H127ZM135 152V151H134ZM137 152H135V154L137 153ZM76 153V152H75ZM81 153H83V154H81ZM19 154H20V152H19ZM117 154H118V152H117ZM125 154V153H124ZM123 154V155H124ZM85 155V157H87ZM129 155V154H128ZM217 155H218V152H217ZM227 155V154H226ZM226 155H223V151H221L220 153H219V155L217 156V159H216V161L218 162H221V164H223V163H225V162H228V161H226V158L228 159L229 157H228V155L226 156ZM241 155V154H240ZM119 156H120V153H119ZM139 156V155H138ZM224 156H226V157H224ZM242 156H243V153H242ZM22 157V156H21ZM21 157H20V159H21ZM41 157H40V159H41ZM80 157V156H79ZM224 157V158H223ZM89 158H90V156H89ZM91 158H90V160H91ZM39 158H38V161L40 160ZM41 159V160H42ZM119 159V158H118ZM118 159H117V161H118ZM139 159V158H138ZM66 160V161H65ZM79 160V161H80ZM89 160V159H88ZM126 160H127V158H126ZM223 160H225V162H223ZM86 161V160H85ZM93 161V162H94ZM116 161V162H117ZM124 161V160H123ZM122 161V162H123ZM128 161H129V159H128ZM230 161V160H229ZM259 161V160H258ZM42 162V161H41ZM40 162V163H41ZM44 162H42L44 165H45V163ZM90 162H92V160L90 161ZM94 162V163H95ZM125 162V161H124ZM213 162V161H212ZM48 163L46 164V165H48ZM68 163V162H67ZM87 163H88V161H87ZM127 163V162H126ZM216 163V162H215ZM217 164V163H216ZM216 164H214V165H216ZM257 164V163H256ZM264 164V163H263ZM22 165V164H21ZM41 164H39L38 166H40ZM69 165V164H68ZM88 165V164H87ZM122 164L120 163V166H121ZM233 165V164H232ZM42 166V165H41ZM61 166H59L58 168H60ZM119 166V167H120ZM125 166V165H124ZM45 167H47V166H45ZM53 167V166H52ZM57 167V166H56ZM63 167V166H62ZM61 167V168H62ZM84 167V166H83ZM113 167H115V168H113ZM215 167V166H214ZM231 167V166H230ZM236 166L234 165L233 166V168H231L232 169V172L233 173H235L236 171H235V168ZM40 168V167H39ZM44 168V167H43ZM42 167H41V170L43 169ZM55 168V167H54ZM64 168V167H63ZM84 168V169H85ZM122 168H123V166H122ZM121 168V169H122ZM228 168V167H227ZM22 170H23V167L21 168ZM47 169V168H46ZM53 169V168H52ZM57 168H55V170L53 169V170H50V168L49 169H47V170H45V172H48V170L50 171V172H48V173H44L43 171V173L45 174H43V175H41L42 176V179H41V176H40V174L38 175V176H40L39 178V180L38 181H40L41 180V182H42V180H44V183H45V185L43 186L42 184H41V186H38L39 187V191L38 190H36V188H35V190L36 191H38V193H39V195H37L36 194V196H39V200L37 201V198L35 199L38 203H39V205L37 204V202H36V211H37V208H40L41 206H43V203H40V202H42V199L44 200H46V202H48L47 203V205H49V210L50 211H53L54 213H52L51 212V214H54L55 215V213H56V211H59V210H61V209H59V206H64L65 208H66V206L67 205H65V203L66 202H64L63 201V198L62 197H64L65 195V193H67L68 192V188H66V189H64V186L65 185H67L68 183V179H67V177L65 178V176L63 177V173L64 172H62V169L61 170H59V169H57V170H59V171H61L62 172V174L60 175V174H58L57 172H59V171H57L56 170ZM83 169V168H82ZM85 169V170H86ZM91 169H89V171L91 170ZM120 169V168H119ZM118 169V170H119ZM124 169V168H123ZM234 169V170H233ZM264 169V168H263ZM35 170H38V169H33L32 170V172H34ZM40 170V171H41ZM63 170H65V169H63ZM117 170V171H118ZM125 170H127L126 168H125ZM124 170V171H125ZM221 170V169H220ZM242 170H245V171H242ZM247 170V171H246ZM51 171H53V172H51ZM54 171H56V172H54ZM67 171V170H66ZM86 171H88V170H86ZM123 171V170H122ZM216 171V170H215ZM235 171V172H234ZM32 172H29V173H31V174H33ZM38 172V171H37ZM42 172H41V174H42ZM120 172H121V170H120ZM238 172V171H237ZM238 172V173H239ZM9 173V176H10V178L8 177V174ZM38 173H40V172H38ZM37 173V174H38ZM83 173V172H82ZM87 173V172H86ZM122 173V172H121ZM120 173V174H121ZM127 173V172H126ZM219 173V172H218ZM30 174V176H32V177H30V179L31 178H33V182L31 181V180H29V178H27V180L28 181H31L32 183H34L35 181L34 180H36V178H37V176H36V173L34 172V176L33 175H31ZM27 175V174H26ZM65 175H66V172H65ZM127 175V174H126ZM129 175V174H128ZM217 175H219V174H217ZM26 177H28V176H26ZM36 177V178H35ZM117 177V178H116ZM222 177H223V175H222ZM67 179V180H66ZM88 178L86 177V180H87ZM37 180H36V182H37ZM78 180V179H77ZM76 180V181H77ZM26 181V180H25ZM73 181V180H72ZM118 181H120V180H118ZM123 181V180H122ZM124 181H126V180H124ZM141 180H140V182H142ZM40 182V183H41ZM70 182V181H69ZM80 182V181H79ZM132 182V181H131ZM131 182H129V180H128V184H130ZM139 182V181H138ZM28 183V182H27ZM43 183V182H42ZM43 183V184H44ZM63 183H64V186H63ZM71 183V182H70ZM26 184V183H25ZM28 184H30V183H28ZM35 184V183H34ZM34 184H32V185H34ZM39 184V183H38ZM37 184V185H38ZM122 184V183H121ZM133 183H131L130 185H132ZM168 184H170V183H168ZM40 185V184H39ZM89 185V184H88ZM91 185V184H90ZM92 185V186H93ZM113 185V186H112ZM119 185V184H118ZM123 185H124V183H123ZM122 185V186H123ZM126 185V184H125ZM130 185H128L129 187H132V186H130ZM42 186L43 187H45L46 186V190H44V188H43V190H40V189H42ZM68 186V185H67ZM74 186V185H73ZM91 186V187H92ZM119 186H121V185H119ZM134 186H136V184H134ZM27 187H31V186H28L27 185ZM66 187V186H65ZM70 187V186H69ZM118 187V186H117ZM126 187V186H125ZM125 187H123V188H125ZM33 188H34V186H33ZM33 188H32V190H33ZM86 188V187H85ZM121 188V187H120ZM134 188V187H133ZM132 188V189H133ZM135 188H137V187H135ZM87 189H89V188H87ZM97 189V190H96ZM112 189V190H111ZM28 190H31V189H28ZM32 190H31V192H32ZM119 190H121V189H119ZM119 190H118V192H119ZM127 190V189H126ZM126 190H123V191H126ZM139 190V189H138ZM142 189H140V191H141ZM144 190V189H143ZM27 191V190H26ZM83 191V190H82ZM86 191H88V190H86ZM92 191H93V188H92ZM98 191H100V192H98ZM71 192V191H70ZM130 192H131V189H130ZM133 192V191H132ZM131 192V193H132ZM136 192V191H135ZM28 193H29V191H28ZM28 193H26V194H28ZM36 192H34L33 194H35ZM84 193V192H83ZM88 193V192H87ZM94 193H93V195H94ZM102 193V192H101ZM105 193V192H104ZM113 193V192H112ZM127 193V192H126ZM126 193L124 194V195H126ZM128 193H129V191H128ZM138 193H139V191H138ZM137 193V194H138ZM141 193V192H140ZM85 194V193H84ZM108 194V193H107ZM114 194H115V192H114ZM135 194V193H134ZM28 195H30V193L28 194ZM96 196H97V198H98V196H101V194H95ZM102 195H103V193H102ZM105 195H106V193H105ZM111 195V194H110ZM121 195V194H120ZM132 195H133V193H132ZM31 196V195H30ZM85 196V195H84ZM90 196V195H89ZM104 196V195H103ZM103 196H101V198L103 197ZM112 196H114V195H112ZM119 196V194L116 196V197H118ZM128 196V195H127ZM141 195H139V197H140ZM29 197V196H28ZM27 197V198H28ZM35 197V196H34ZM91 197V196H90ZM108 197V196H107ZM106 197V199H108V200H110V198L108 197L107 198ZM138 197V196H137ZM32 199H33V196L31 197ZM114 198V197H113ZM19 198H15L13 201V203L12 204H14L15 205V207L14 208H16V210H15V215L16 216H18L19 214H20V210H22L21 209V206H20V204L22 205V202H21V200H19V202L17 201ZM30 199V198H29ZM31 199V200H32ZM103 199V198H102ZM101 199V202L103 203L104 201ZM89 200V199H88ZM93 200V199H92ZM100 200V199H99ZM104 200H105V198H104ZM107 200V201H108ZM140 200V199H139ZM112 201V200H111ZM120 201V200H119ZM137 201V200H136ZM31 202H34V201H31ZM46 202H45V204H46ZM84 202V201H83ZM109 202V201H108ZM108 202H106L107 203V205H108ZM129 201H127V203H128ZM173 202V203H172ZM62 203V204H61ZM99 203V202H98ZM105 203V202H104ZM106 203H105V205H106ZM113 203V202H112ZM119 203V202H118ZM121 203V202H120ZM119 203V204H120ZM139 203V202H138ZM183 203V202H182ZM33 204V203H32ZM97 204V203H96ZM100 204V203H99ZM86 205V204H85ZM33 206H35V205H33ZM38 206V207H37ZM88 206V205H87ZM94 206V205H93ZM109 206V205H108ZM114 206V205H113ZM126 206V205H125ZM44 207V206H43ZM48 207V206H47ZM63 207V208H64ZM90 207V206H89ZM110 207H111V205H110ZM115 207V206H114ZM137 208H138V206H136ZM136 207H135V209L134 210H136ZM139 207H140V209H141V206L139 205ZM145 207H147L146 205H145ZM178 207V206H177ZM61 208V207H60ZM91 208V207H90ZM97 208V207H96ZM99 208V207H98ZM109 208V207H108ZM113 208V207H112ZM122 208V207H121ZM124 208V207H123ZM127 208H128V206H127ZM126 208V209H127ZM143 208V207H142ZM41 209V208H40ZM39 209V210H40ZM47 209V208H46ZM67 209H68V207H67ZM66 209V210H67ZM114 209V208H113ZM129 209V208H128ZM131 209H133V208H131ZM153 209V208H152ZM94 210V209H93ZM123 209H121V211H122ZM138 210H139V208H138ZM137 210V211H138ZM142 210V209H141ZM144 210V209H143ZM36 211H33V212H35L36 213ZM46 211V210H45ZM47 211H48V209H47ZM62 211V210H61ZM68 211H70V210H68ZM95 211H96V209H95ZM98 211V214H97V218H99V219H101V220H104L103 221V223L104 222H106V220L109 222V221H113L114 222V220L116 219H114V215H111L107 210H104V209H102V207L101 208H99V210H97ZM117 210H115L114 212H116ZM118 211H120V209H118ZM121 211L119 212V215H120V213H121ZM124 211V210H123ZM122 211V212H123ZM147 211V210H146ZM200 211V210H199ZM197 212L198 214L196 215V213L195 214H193V213H191L192 215H196V217L194 218V220H192L193 221V223H190L188 226L190 227V228H188V227H186V228H188L189 230H188V237H189V239L191 240H198V238L199 237H201L200 238V240H199V243L200 244H203V243H205L206 241H208V240H210L216 247H221V246H223L222 245V243H221V238H222V236L221 235H216L215 233H216V231L219 229V228H221V226H223V225H221L222 224V221H223V218H224V215L222 214V212H220V208H219V206H216V207H206L205 209H202L200 212ZM23 212V211H22ZM64 212H65V210H64ZM63 212V213H64ZM113 212V213H114ZM126 212V211H125ZM128 212V211H127ZM131 212H133V211H131ZM130 212V213H131ZM136 212V211H135ZM135 212H134V214H135ZM139 212V211H138ZM168 212V213H169ZM4 212H1L0 214H3ZM35 213H33V214H35ZM40 213V212H39ZM67 213V212H66ZM87 213V212H86ZM175 213V212H174ZM49 214V213H48ZM50 214V215H51ZM67 214H69V212L67 213ZM95 213H94V211H93V215H94ZM116 214H117V212H116ZM129 213H127V215H128ZM169 214V215H170ZM190 213L189 214H186V215H184V216H186V217H190V215H191ZM36 215V214H35ZM34 215V217L33 218H35V220L32 218V219H30V215H28V218H27V223H28V230H29V234H30V237H32V234H33V227H34V224L36 223L35 221L37 220V219H39V218H37V216H35ZM84 215V214H83ZM124 215H126V213L124 214ZM132 215V214H131ZM131 215H129V216H131ZM71 217H72V215H70ZM92 216V215H91ZM117 216V219H119L118 218V215H115V217ZM123 216V215H122ZM171 216H174V215H171ZM42 217V216H41ZM50 217V216H49ZM81 217V216H80ZM120 217V216H119ZM126 217V216H125ZM134 217V216H133ZM225 217H226V215H225ZM43 218V217H42ZM68 218L69 217H65V213H64V217L62 218V222H63V220H64V222H66L67 220H68ZM86 218V217H85ZM85 218H83V221L81 220V222L82 223H80L81 225H82V227H84L85 228V226H86V224H87V222H86V220H85ZM127 218H128V216H127ZM126 218V219H127ZM129 218H131V217H129ZM171 218H173V217H171ZM81 219H82V217H81ZM89 219H91V217L89 218ZM88 219V220H89ZM99 219H97V220H99ZM116 219V220H117ZM125 219V218H124ZM125 219V220H126ZM141 219V218H140ZM175 219V218H174ZM178 219V218H177ZM51 220V219H50ZM49 219L47 220V222L49 223V221H50ZM54 220V219H53ZM52 220V221H53ZM57 220H59V219H57ZM57 220H56V222H57ZM70 220V219H69ZM69 220H68V222H69ZM87 220V221H88ZM95 220H96V218H95ZM120 220L122 221V219L120 218ZM124 220V221H125ZM131 220V219H130ZM135 220H137V219H135ZM134 220V221H135ZM39 221H40V219H39ZM41 221H43V220H41ZM41 221H40V224H41ZM52 221H50V222H52ZM71 221H73L72 219H71ZM90 221V220H89ZM94 221V220H93ZM119 221V220H118ZM117 221V222H118ZM132 221H133V218H132ZM174 221V220H173ZM175 221H176V219H175ZM43 222H45V221H43ZM42 222V223H43ZM53 222H55V220L53 221ZM58 222H60V220L58 221ZM97 221H95V223H96ZM100 222V221H99ZM98 222V223H99ZM113 222H111V223H113ZM116 222V221H115ZM114 222V223H115ZM120 222V221H119ZM123 222V221H122ZM121 222V223H122ZM139 222V221H138ZM143 222V221H142ZM176 222H178V221H176ZM187 222V221H186ZM37 223H39V222H37ZM97 223V224H98ZM125 223H127V222H125ZM137 223V222H136ZM141 223V222H140ZM153 223V222H152ZM52 224V223H51ZM56 224V223H55ZM55 224H54V226H55ZM59 224V223H58ZM92 224H94V223H92ZM102 223H100V225H101ZM105 224V223H104ZM108 224H110V223H108ZM147 224H149V225H151L150 223H147ZM187 224H188V222H187ZM12 225H15L16 226V228L18 229V233L20 234L22 231H26L25 230V227H24V222L23 223H16V222H14ZM38 225V224H37ZM62 225V224H61ZM65 225V224H64ZM66 225H67V222H66ZM96 225V224H95ZM106 226H108L107 224H105ZM138 225V224H137ZM146 225V224H145ZM3 226H5L4 224H1L0 223V227H2L3 228ZM51 226V225H50ZM53 226V225H52ZM103 226V225H102ZM105 226V227H106ZM115 226H116V224H115ZM135 226V225H134ZM142 226V225H141ZM147 226V225H146ZM146 226H144V227H146ZM152 226V225H151ZM151 226H149L150 228H151ZM154 226V225H153ZM153 226H152V228H153ZM9 227V226H8ZM36 227H38V226H36ZM86 227H88L89 229H90V227L88 226V224H87V226ZM96 227V226H95ZM98 227V226H97ZM100 227V226H99ZM109 227V226H108ZM140 227V226H139ZM6 228V227H5ZM10 228V227H9ZM143 228V227H142ZM87 229V228H86ZM102 229V228H101ZM139 229H141V228H139ZM147 229V228H146ZM97 229H95V231H96ZM100 230V229H99ZM143 230V229H142ZM141 230V231H142ZM87 231V230H86ZM90 231V230H89ZM93 231V230H92ZM148 231V230H147ZM153 231H156V228H155V230H153ZM0 232H1V230H0ZM88 232V231H87ZM86 232V233H87ZM98 232V231H97ZM152 232V231H151ZM90 234H91V232H90ZM90 234H89V236H90ZM95 233H92V235H94ZM152 234V233H151ZM91 235V236H92ZM156 235H157V233H156ZM90 236V237H91ZM95 236V235H94ZM157 237V236H156ZM88 238V237H87ZM95 238V237H94ZM209 238V239H208ZM74 239V238H73ZM72 238H69V245H71V244H76V246H81V244H85V243H81L77 238H75L74 240H76V242L73 240ZM160 239V238H159ZM22 240V238L19 240V241H21ZM156 240V239H155ZM83 241H85V240H83ZM82 241V242H83ZM88 242V241H87ZM164 243H165V241H164ZM168 243V242H167ZM162 245V244H161ZM164 246H165V244H164ZM164 246H163V250H164ZM167 247H169L168 245H166ZM160 247V246H159ZM162 247V246H161ZM158 248V247H157ZM166 250H167V248H165ZM168 249H170V247L168 248ZM166 250H164V251H166ZM161 251V250H160ZM171 251V250H170ZM169 251V252H170ZM156 252V251H155ZM174 252V251H173ZM173 252H172V254H173ZM171 253V252H170ZM175 253V252H174ZM164 254V253H163ZM176 254V253H175ZM161 255V254H160ZM165 255V254H164ZM158 256V255H157ZM171 256V255H170ZM158 258V257H157ZM166 258V257H165ZM181 258V257H180ZM168 259V258H167ZM173 261V260H172ZM177 262V261H176ZM181 262V261H180ZM182 262H184L183 261V259H182ZM188 262V261H187ZM159 263V262H158ZM163 263V262H162ZM170 264V263H169ZM172 264V263H171ZM183 264H186V263H183Z\"/></svg>","mask_w":264,"mask_h":264},{"label":"water","instance_id":"3","mask_svg":"<svg viewBox=\"0 0 264 264\" xmlns=\"http://www.w3.org/2000/svg\"><path fill=\"white\" fill-rule=\"evenodd\" d=\"M15 3H11L9 5H6L5 7L0 8V16L4 15L5 13H10L13 10L24 8L18 7L13 10L5 11L6 8ZM80 4H117L134 6H155L165 8H194L205 10L228 9L223 7L130 0H92L89 3L83 2ZM247 11L264 12V9H248ZM73 42H75L74 39L71 40V43H66L63 39H59L40 43L32 54V60L29 65V70L25 72L24 75L22 73L18 75L17 81L21 82L23 78L22 81H24L23 84L25 85V87L30 88V90H37L59 85H62V87H64L66 84H69L71 81L78 78L85 70L87 60L84 59V57H87L84 55L85 52H82L81 48H77L76 46L71 45ZM6 50V40H0V68L2 66L1 61L3 60ZM0 79L2 84L1 104L6 112L5 119L1 120L4 122V126H7V129L9 127L11 129L14 139V158L17 160V167L20 168V171H22L21 174L23 175V170L21 169L22 165L20 154L17 150L19 129L18 120L15 114L14 93L12 101L14 117L11 120L9 119L8 107L5 103L6 86L1 74ZM16 86L18 87V85ZM5 127L3 129H5ZM2 132H0V134ZM15 198H19L17 201L19 202V200H21L22 202V205L20 204L22 210H20V214L18 216L15 215L16 208H14L15 205L12 204ZM2 199L3 201L0 204V213H4L0 214V223L4 224L5 226H3V228L0 227V264H134L128 252L121 251L111 246L97 247L94 248L91 252L84 255L73 254L70 250L72 244L69 245V238L73 239V237L76 235V227L70 230L61 229L53 234L45 231L35 234V232L33 231L32 237H30L27 223L29 213L23 195L18 192L13 196V194L8 195L5 192V194L2 195ZM14 222H24L26 231H22L19 234L16 226L12 225ZM21 238L22 240L19 241Z\"/></svg>","mask_w":264,"mask_h":264},{"label":"crops","instance_id":"4","mask_svg":"<svg viewBox=\"0 0 264 264\" xmlns=\"http://www.w3.org/2000/svg\"><path fill=\"white\" fill-rule=\"evenodd\" d=\"M33 25H36V26H39V25H37V24H31L30 26H29V28L31 27V26H33ZM29 28L26 30V31H21V32H27L28 30H29ZM46 29H49V28H46ZM49 30H52V29H49ZM53 31V30H52ZM21 32H19L18 34H17V37H18V35L21 33ZM54 32V31H53ZM16 41H17V38H16ZM16 41H15V43H16ZM15 43H14V45H15ZM14 45H13V47H14ZM13 47H12V49H13ZM11 49V50H12Z\"/></svg>","mask_w":264,"mask_h":264},{"label":"built area","instance_id":"5","mask_svg":"<svg viewBox=\"0 0 264 264\" xmlns=\"http://www.w3.org/2000/svg\"><path fill=\"white\" fill-rule=\"evenodd\" d=\"M253 1V3H254V5H258V4H262L263 2H264V0H252ZM258 7H260V6H258Z\"/></svg>","mask_w":264,"mask_h":264},{"label":"trees","instance_id":"6","mask_svg":"<svg viewBox=\"0 0 264 264\" xmlns=\"http://www.w3.org/2000/svg\"><path fill=\"white\" fill-rule=\"evenodd\" d=\"M11 51V50H10ZM10 51H8L7 53H9ZM7 53H4V54H7Z\"/></svg>","mask_w":264,"mask_h":264}]
</instances>
